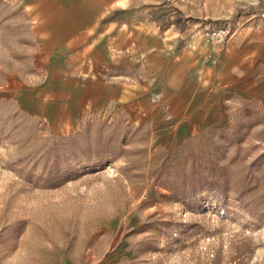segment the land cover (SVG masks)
<instances>
[{"label": "rangeland", "instance_id": "374dc122", "mask_svg": "<svg viewBox=\"0 0 264 264\" xmlns=\"http://www.w3.org/2000/svg\"><path fill=\"white\" fill-rule=\"evenodd\" d=\"M36 50L0 0V264H264V107L179 141L131 112L60 131L15 102Z\"/></svg>", "mask_w": 264, "mask_h": 264}, {"label": "crops", "instance_id": "0c3cea01", "mask_svg": "<svg viewBox=\"0 0 264 264\" xmlns=\"http://www.w3.org/2000/svg\"><path fill=\"white\" fill-rule=\"evenodd\" d=\"M1 1L21 12L42 64L15 102L55 129L131 112L159 142L179 141L264 107V0ZM215 25L224 46H188Z\"/></svg>", "mask_w": 264, "mask_h": 264}, {"label": "built area", "instance_id": "2783aa9c", "mask_svg": "<svg viewBox=\"0 0 264 264\" xmlns=\"http://www.w3.org/2000/svg\"><path fill=\"white\" fill-rule=\"evenodd\" d=\"M229 38V31L226 25H215L196 33L188 46L192 47L196 42H200L210 47L212 51H215L224 46Z\"/></svg>", "mask_w": 264, "mask_h": 264}]
</instances>
